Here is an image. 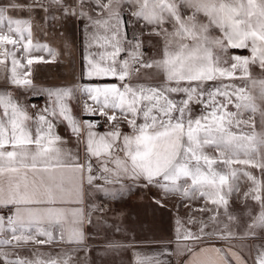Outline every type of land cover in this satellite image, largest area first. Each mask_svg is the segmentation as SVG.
<instances>
[{"label":"snow or ice","instance_id":"obj_1","mask_svg":"<svg viewBox=\"0 0 264 264\" xmlns=\"http://www.w3.org/2000/svg\"><path fill=\"white\" fill-rule=\"evenodd\" d=\"M70 22L87 83L40 86L59 54L34 29ZM132 186L178 213L174 237L133 264H264V0L0 4V264H77L85 225L108 211L91 198Z\"/></svg>","mask_w":264,"mask_h":264},{"label":"crops","instance_id":"obj_2","mask_svg":"<svg viewBox=\"0 0 264 264\" xmlns=\"http://www.w3.org/2000/svg\"><path fill=\"white\" fill-rule=\"evenodd\" d=\"M8 0H0V4H7ZM17 16H26V14L15 13ZM42 14H37V18L34 20V24L39 25L41 28H46L52 24V21H48L45 24L40 18ZM69 28L68 36L71 39V43L68 45V40L63 32L58 34L49 31L48 35H44L42 31L34 29L36 38L42 43H48L51 47L55 48L58 52V58L55 62L41 65L35 76V82L40 86L53 87V86H70L75 83H87V80L81 81L79 79L82 60L73 48L74 37L73 30L75 23H66L63 28ZM215 34V33H214ZM65 35V36H64ZM76 47V46H75ZM238 50H230L232 53H236ZM28 103L36 104L38 107H43L45 100L43 97H30ZM79 116V112L76 113ZM81 119H93V117H80ZM100 121L97 131L104 132L107 130L108 124L104 117H95ZM128 131L127 127L123 129ZM57 132L69 140L68 147L75 149L76 141L71 136L70 132L66 130L65 125H58ZM145 195V198L141 199V196ZM155 196V190H151L146 194H142L137 190L135 186H132L131 192H125L123 197L119 196L117 192V199L109 202L106 214H95L92 216V223L86 224L84 231L87 235V249L84 251H90L94 255L100 253L96 260L100 264H133L134 253L140 252L150 254L157 251L160 245L153 244L151 241L168 240L174 237V218L177 216V208L175 207L176 198H169L165 202V207L160 208L151 203V197ZM108 201L104 198L103 193H97L91 198L92 204H98L102 206L103 202ZM200 202L193 204V207H199ZM236 203L233 208L236 207ZM151 210L152 216L149 219L141 218V210ZM235 209V208H234ZM187 209L180 206L179 215L183 216ZM0 214H4L0 210ZM199 214L197 213V216ZM115 243L117 245H123V247H110L109 245ZM56 248H59L57 246ZM48 251V248H42ZM80 252V251H77ZM112 252L111 254H109ZM107 257H104V255Z\"/></svg>","mask_w":264,"mask_h":264},{"label":"rangeland","instance_id":"obj_3","mask_svg":"<svg viewBox=\"0 0 264 264\" xmlns=\"http://www.w3.org/2000/svg\"><path fill=\"white\" fill-rule=\"evenodd\" d=\"M59 31L65 32V35H66V34H68V32L70 30H69V28H66L65 27V28L60 29ZM53 33L58 34L59 32L55 31ZM66 37H67L68 45H69L71 43V39H69L67 35H66ZM73 37H74V45L76 46V47L74 46L73 48L75 49V51L77 52V54L79 55V58H80V56H82V53H83V47H82L83 38H82L81 32L79 31V29L77 28L76 25H75V28L73 30ZM237 54H240V55H248L249 53H248V51L246 49H242V50H238L237 51ZM249 204L252 207H255L252 204V202H249ZM236 205L237 206L234 207V208L235 209H239L240 208L239 204H236ZM141 213H142L141 218H144V219L145 218L146 219H149L152 216L151 215L152 212L149 209L148 210L142 209L141 210ZM246 219H247L246 217H241L242 222L244 220H246ZM41 250L45 251L44 249H41ZM53 251H59V248H55ZM111 253L112 252H110L109 254H111ZM23 254H27V253H23ZM72 255H73L74 261L77 262V264H100L99 262H97L94 259H97L99 256H102L100 253H96L94 255V253L92 254L89 250L88 251L80 250V252H74V253H72ZM104 257H107V255L105 254ZM102 264H106V263H102ZM113 264H115V263H113Z\"/></svg>","mask_w":264,"mask_h":264},{"label":"built area","instance_id":"obj_4","mask_svg":"<svg viewBox=\"0 0 264 264\" xmlns=\"http://www.w3.org/2000/svg\"><path fill=\"white\" fill-rule=\"evenodd\" d=\"M99 126H100V121H99ZM110 201H113V199L108 198V201L102 203V207H108Z\"/></svg>","mask_w":264,"mask_h":264}]
</instances>
